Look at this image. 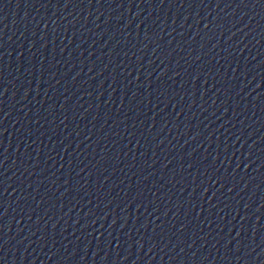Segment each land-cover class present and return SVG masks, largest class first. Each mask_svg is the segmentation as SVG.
I'll return each mask as SVG.
<instances>
[{
  "label": "water",
  "instance_id": "obj_1",
  "mask_svg": "<svg viewBox=\"0 0 264 264\" xmlns=\"http://www.w3.org/2000/svg\"><path fill=\"white\" fill-rule=\"evenodd\" d=\"M0 264H264V0H0Z\"/></svg>",
  "mask_w": 264,
  "mask_h": 264
}]
</instances>
